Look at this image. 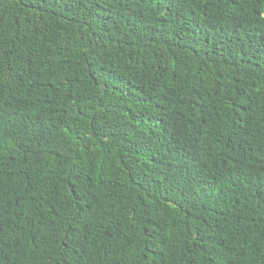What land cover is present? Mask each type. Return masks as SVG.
Here are the masks:
<instances>
[{
  "label": "trees",
  "instance_id": "16d2710c",
  "mask_svg": "<svg viewBox=\"0 0 264 264\" xmlns=\"http://www.w3.org/2000/svg\"><path fill=\"white\" fill-rule=\"evenodd\" d=\"M0 264H264V0H0Z\"/></svg>",
  "mask_w": 264,
  "mask_h": 264
}]
</instances>
